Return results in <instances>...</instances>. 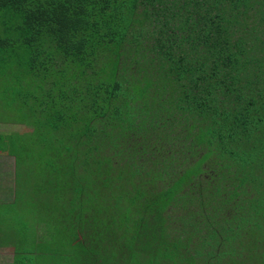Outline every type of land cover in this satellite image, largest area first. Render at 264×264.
Instances as JSON below:
<instances>
[{
  "label": "trees",
  "instance_id": "1",
  "mask_svg": "<svg viewBox=\"0 0 264 264\" xmlns=\"http://www.w3.org/2000/svg\"><path fill=\"white\" fill-rule=\"evenodd\" d=\"M0 101L73 190L46 264H264V0H0Z\"/></svg>",
  "mask_w": 264,
  "mask_h": 264
},
{
  "label": "rangeland",
  "instance_id": "2",
  "mask_svg": "<svg viewBox=\"0 0 264 264\" xmlns=\"http://www.w3.org/2000/svg\"><path fill=\"white\" fill-rule=\"evenodd\" d=\"M2 103L0 101V104ZM0 130L5 135L17 131V127L10 125L3 128L0 125ZM14 150L20 153L22 148H14ZM41 166L39 164L23 163L17 168L15 171V192L13 193V196L14 194L16 196V200L12 204L1 205L3 209H0V234L3 238H11L13 240L18 236L19 238L17 239L32 242L35 236L30 231L35 227L37 228L36 221H42L45 224L42 226L46 228V236L43 239V243L34 242L32 246L27 247L35 251L34 254L39 262L45 261L39 258L41 257L39 254H41V249L49 243V235L54 234L57 240L71 241L70 234H66L69 231H64V223L62 222V212L67 208L64 204L69 205L70 203L58 200L56 194L66 201L73 194V190H70L66 185L56 184L46 174L42 176ZM36 210H39L37 214H35ZM44 233L45 231L42 230L39 235L43 237ZM55 238L52 237V240L54 241ZM17 246H23V244L17 243ZM67 246L69 247V245ZM74 248L76 246L72 244L70 248L72 253H74Z\"/></svg>",
  "mask_w": 264,
  "mask_h": 264
},
{
  "label": "crops",
  "instance_id": "3",
  "mask_svg": "<svg viewBox=\"0 0 264 264\" xmlns=\"http://www.w3.org/2000/svg\"><path fill=\"white\" fill-rule=\"evenodd\" d=\"M0 125H2L3 128H5L6 126L15 125L17 127V131H22L25 128L23 125L15 124L9 120L3 119V116H0ZM3 135L4 132L0 130V137H2ZM2 148L4 147H1L0 149ZM16 170L17 169L15 166L14 158L9 156L6 151L0 150V209H3L1 205L12 204V202L16 200L15 194L13 196V193L15 192L14 184L16 179V174H15ZM37 227L38 228L36 231V237L38 238V243L40 244L43 243V239L46 236V232L44 233L43 237H41V235L39 234L42 231V226H37ZM48 241L49 243L43 248L52 250V248H54L55 242L52 240L51 235H49ZM13 243H16V241L7 240L6 238H3L0 234V264H46L47 263L48 260H46L43 256L40 258L41 260H45L43 262H39L37 257L33 258L32 262L31 259L29 258L17 257V255L15 254V249L17 246Z\"/></svg>",
  "mask_w": 264,
  "mask_h": 264
}]
</instances>
